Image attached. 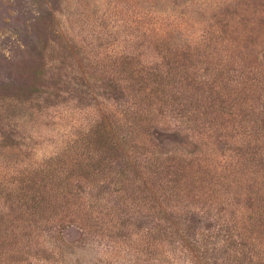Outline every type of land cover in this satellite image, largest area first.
<instances>
[{"label": "rangeland", "instance_id": "374dc122", "mask_svg": "<svg viewBox=\"0 0 264 264\" xmlns=\"http://www.w3.org/2000/svg\"><path fill=\"white\" fill-rule=\"evenodd\" d=\"M126 115L162 169L75 170ZM0 264H264V0H0Z\"/></svg>", "mask_w": 264, "mask_h": 264}, {"label": "trees", "instance_id": "16d2710c", "mask_svg": "<svg viewBox=\"0 0 264 264\" xmlns=\"http://www.w3.org/2000/svg\"><path fill=\"white\" fill-rule=\"evenodd\" d=\"M160 68V65H150L147 67V69H150L152 72L148 73L149 76L152 77L150 83L153 85H159L152 92L162 91L157 89L164 83L162 81V74L158 73ZM182 70L183 69L181 68V72ZM133 91V96L137 100L139 99L144 102L145 98L150 99V97L148 98L144 92L145 90L142 91L140 86ZM142 120L143 117L141 115H132L131 118L129 115H126L122 123H120L118 127L113 128L107 120L103 118L98 119L87 136L89 145L87 144L84 146V152L80 153L81 158H78L74 161V165L76 167L74 169L86 171L94 167V169L97 171H101L102 169L104 170V168H106V166L109 164V160L116 156V158L118 157V159L122 161L123 166L120 172L116 173L121 179L115 181V183H120L122 181L128 182L129 179H126L125 177H128L130 173L143 180L144 176H141L147 171L151 172L152 169H154L156 172L160 171L162 169L160 164H155L152 161H150L148 165L143 164V162H148L149 158L146 157L147 154L145 147H137L138 145L135 142V140H138L136 139V125ZM136 148L139 149L137 150ZM64 180L61 179L60 183L64 182ZM20 200H22V210L23 206L26 205L28 209L31 208L33 210H31L33 213L35 212V209L43 202L44 195H39L36 193L31 197L23 196L20 198ZM28 203L31 204L28 205ZM28 209L27 211H29ZM22 214L24 215L25 213ZM30 216L32 215H29V217ZM164 219H166L165 216Z\"/></svg>", "mask_w": 264, "mask_h": 264}]
</instances>
